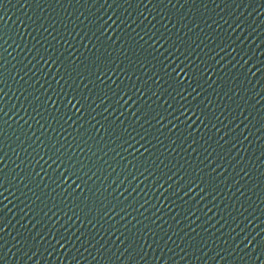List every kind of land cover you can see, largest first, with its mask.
<instances>
[{
    "label": "water",
    "instance_id": "95a60500",
    "mask_svg": "<svg viewBox=\"0 0 264 264\" xmlns=\"http://www.w3.org/2000/svg\"><path fill=\"white\" fill-rule=\"evenodd\" d=\"M0 264H264V0H0Z\"/></svg>",
    "mask_w": 264,
    "mask_h": 264
}]
</instances>
